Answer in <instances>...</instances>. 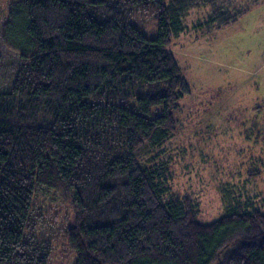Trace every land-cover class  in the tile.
Wrapping results in <instances>:
<instances>
[{
	"label": "trees",
	"instance_id": "trees-1",
	"mask_svg": "<svg viewBox=\"0 0 264 264\" xmlns=\"http://www.w3.org/2000/svg\"><path fill=\"white\" fill-rule=\"evenodd\" d=\"M237 1H6L0 42L18 64L0 90V264H50V225L72 264H264L262 205L228 190L204 221L163 157L190 92L172 39L196 10L220 28L255 0ZM36 195L71 220L46 219Z\"/></svg>",
	"mask_w": 264,
	"mask_h": 264
},
{
	"label": "rangeland",
	"instance_id": "rangeland-1",
	"mask_svg": "<svg viewBox=\"0 0 264 264\" xmlns=\"http://www.w3.org/2000/svg\"><path fill=\"white\" fill-rule=\"evenodd\" d=\"M6 1L12 0L0 1V32ZM250 7L237 21L210 29L199 25L205 8L196 10L188 16V29L170 45L190 92L176 113L182 115L177 131L165 145L171 154L163 157L174 160L170 189L181 196L194 193L204 221L221 215L228 190L244 192L264 209V0ZM0 54V90H5L18 54L1 42ZM256 168L252 178L249 171ZM34 207L58 225L72 218L62 202L43 195L34 197ZM47 229L55 245L50 264H72L65 237L54 226Z\"/></svg>",
	"mask_w": 264,
	"mask_h": 264
}]
</instances>
